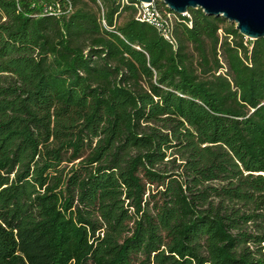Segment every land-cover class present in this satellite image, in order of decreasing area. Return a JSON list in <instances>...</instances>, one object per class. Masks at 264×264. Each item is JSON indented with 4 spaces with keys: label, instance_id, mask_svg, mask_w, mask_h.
<instances>
[{
    "label": "trees",
    "instance_id": "trees-1",
    "mask_svg": "<svg viewBox=\"0 0 264 264\" xmlns=\"http://www.w3.org/2000/svg\"><path fill=\"white\" fill-rule=\"evenodd\" d=\"M135 2L0 0V264H264V38Z\"/></svg>",
    "mask_w": 264,
    "mask_h": 264
},
{
    "label": "water",
    "instance_id": "water-1",
    "mask_svg": "<svg viewBox=\"0 0 264 264\" xmlns=\"http://www.w3.org/2000/svg\"><path fill=\"white\" fill-rule=\"evenodd\" d=\"M140 3L159 1L175 14L201 9L204 15L223 18L248 40L264 38V0H135Z\"/></svg>",
    "mask_w": 264,
    "mask_h": 264
},
{
    "label": "built area",
    "instance_id": "built-area-1",
    "mask_svg": "<svg viewBox=\"0 0 264 264\" xmlns=\"http://www.w3.org/2000/svg\"><path fill=\"white\" fill-rule=\"evenodd\" d=\"M124 3H127V0H122ZM135 19L139 22L149 23L155 26L161 36L168 40L170 43H173L174 40L172 38V29H173V21L176 20L177 15L188 16V13L175 14L171 10H168L165 7H159L156 5V2L151 3H140L135 2ZM70 11V6L67 7L66 12ZM44 12L49 15H53L58 17L61 14L59 5H51L44 4Z\"/></svg>",
    "mask_w": 264,
    "mask_h": 264
}]
</instances>
